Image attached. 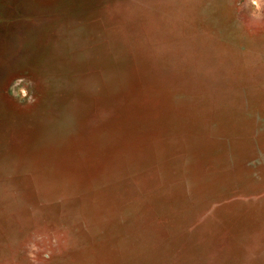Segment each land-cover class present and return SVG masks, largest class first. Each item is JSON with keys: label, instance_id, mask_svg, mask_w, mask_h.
Listing matches in <instances>:
<instances>
[{"label": "rangeland", "instance_id": "1", "mask_svg": "<svg viewBox=\"0 0 264 264\" xmlns=\"http://www.w3.org/2000/svg\"><path fill=\"white\" fill-rule=\"evenodd\" d=\"M0 264H264V0H0Z\"/></svg>", "mask_w": 264, "mask_h": 264}]
</instances>
